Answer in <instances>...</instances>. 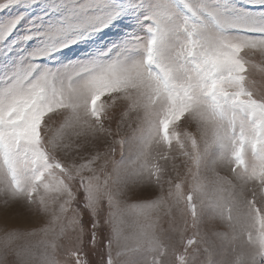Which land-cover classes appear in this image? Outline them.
<instances>
[{
  "label": "snow or ice",
  "instance_id": "1",
  "mask_svg": "<svg viewBox=\"0 0 264 264\" xmlns=\"http://www.w3.org/2000/svg\"><path fill=\"white\" fill-rule=\"evenodd\" d=\"M0 264H264V0H0Z\"/></svg>",
  "mask_w": 264,
  "mask_h": 264
},
{
  "label": "rangeland",
  "instance_id": "2",
  "mask_svg": "<svg viewBox=\"0 0 264 264\" xmlns=\"http://www.w3.org/2000/svg\"><path fill=\"white\" fill-rule=\"evenodd\" d=\"M113 127H115V125H113ZM173 126H170V128ZM175 127H177V130L182 132L183 130L187 129L189 131H195V125L185 122L183 120L176 122ZM172 144L175 145L176 144V140L173 139L172 140ZM121 158L119 151L116 154V159L119 160ZM177 163H181L179 160L177 161ZM181 172L184 171L183 167H181ZM222 174H226L225 171L222 170ZM168 222L167 219H165L164 223H163V227L164 228H168ZM223 231L224 230V226L219 222V221H209L207 217L204 218V220L202 221L201 225H200V231L202 233H211L212 231ZM193 229L189 228V230L186 232V236H192L193 233Z\"/></svg>",
  "mask_w": 264,
  "mask_h": 264
}]
</instances>
